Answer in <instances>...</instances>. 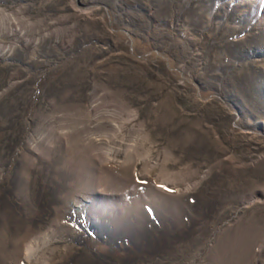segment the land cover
Listing matches in <instances>:
<instances>
[{
    "label": "rangeland",
    "instance_id": "rangeland-1",
    "mask_svg": "<svg viewBox=\"0 0 264 264\" xmlns=\"http://www.w3.org/2000/svg\"><path fill=\"white\" fill-rule=\"evenodd\" d=\"M0 264H264V0H0Z\"/></svg>",
    "mask_w": 264,
    "mask_h": 264
},
{
    "label": "bare ground",
    "instance_id": "bare-ground-1",
    "mask_svg": "<svg viewBox=\"0 0 264 264\" xmlns=\"http://www.w3.org/2000/svg\"><path fill=\"white\" fill-rule=\"evenodd\" d=\"M159 183H160V184H164V185H166V183H165L164 181H159Z\"/></svg>",
    "mask_w": 264,
    "mask_h": 264
}]
</instances>
